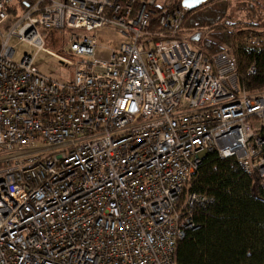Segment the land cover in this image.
<instances>
[{"label": "built area", "instance_id": "1", "mask_svg": "<svg viewBox=\"0 0 264 264\" xmlns=\"http://www.w3.org/2000/svg\"><path fill=\"white\" fill-rule=\"evenodd\" d=\"M185 9L0 0V26L17 15L0 40V264H176L215 202L190 190L206 153L234 158L264 192V88L241 85L229 50L197 43ZM42 28L69 31L83 58L73 82L35 65L56 55ZM104 28L123 41L102 45ZM12 36L36 51L16 61Z\"/></svg>", "mask_w": 264, "mask_h": 264}, {"label": "trees", "instance_id": "2", "mask_svg": "<svg viewBox=\"0 0 264 264\" xmlns=\"http://www.w3.org/2000/svg\"><path fill=\"white\" fill-rule=\"evenodd\" d=\"M199 7L185 9V31L198 25L216 27V41H204L198 33L197 43L211 53L229 50L241 85L249 90L264 88V20L228 30L218 26L226 16L222 4L206 12ZM252 64L256 72L249 74ZM190 190L213 196L215 202L207 213L197 214L201 227L178 242L176 264H264V192L258 175H248L234 158L206 153L190 178Z\"/></svg>", "mask_w": 264, "mask_h": 264}, {"label": "rangeland", "instance_id": "3", "mask_svg": "<svg viewBox=\"0 0 264 264\" xmlns=\"http://www.w3.org/2000/svg\"><path fill=\"white\" fill-rule=\"evenodd\" d=\"M166 1L175 3L176 5L180 2L182 4V0ZM217 3L222 4L223 9L226 11L225 18L219 21L218 26L222 27L224 25L228 30H235L249 22H262V20H264V0H211L210 2H204L198 8V11L203 10L206 12L208 8ZM16 17L17 15H10V17L0 26V40L2 36L7 34V28L15 22ZM217 28L221 29L220 27ZM194 29L203 36L204 41H216V27L198 25ZM41 33L44 35L45 47L53 51L56 55L71 60L72 64H68L56 55L44 51L40 52L36 57L35 65L40 72L50 76L60 83L73 82L77 66L83 58L69 51V31L42 28ZM98 33L101 37V44L109 49L111 47H117L121 41H123V36L113 28L100 29ZM9 44L16 51L14 56L16 61H21L25 53L36 51L34 46L21 41L17 36H12ZM216 46L220 48L221 44Z\"/></svg>", "mask_w": 264, "mask_h": 264}, {"label": "water", "instance_id": "4", "mask_svg": "<svg viewBox=\"0 0 264 264\" xmlns=\"http://www.w3.org/2000/svg\"><path fill=\"white\" fill-rule=\"evenodd\" d=\"M208 0H183L182 1V6L187 8V9H194L199 7L201 4L206 2ZM199 36H195L194 39L198 40Z\"/></svg>", "mask_w": 264, "mask_h": 264}]
</instances>
